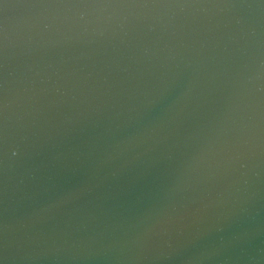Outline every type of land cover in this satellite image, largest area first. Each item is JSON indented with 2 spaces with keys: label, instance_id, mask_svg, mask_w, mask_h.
Returning <instances> with one entry per match:
<instances>
[{
  "label": "water",
  "instance_id": "water-1",
  "mask_svg": "<svg viewBox=\"0 0 264 264\" xmlns=\"http://www.w3.org/2000/svg\"><path fill=\"white\" fill-rule=\"evenodd\" d=\"M0 264H264V0H0Z\"/></svg>",
  "mask_w": 264,
  "mask_h": 264
}]
</instances>
